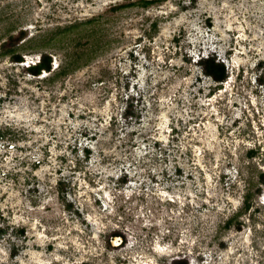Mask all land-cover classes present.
<instances>
[{
    "label": "rangeland",
    "instance_id": "obj_1",
    "mask_svg": "<svg viewBox=\"0 0 264 264\" xmlns=\"http://www.w3.org/2000/svg\"><path fill=\"white\" fill-rule=\"evenodd\" d=\"M8 29L0 264H264V0H0Z\"/></svg>",
    "mask_w": 264,
    "mask_h": 264
},
{
    "label": "trees",
    "instance_id": "obj_2",
    "mask_svg": "<svg viewBox=\"0 0 264 264\" xmlns=\"http://www.w3.org/2000/svg\"><path fill=\"white\" fill-rule=\"evenodd\" d=\"M141 2L147 4L151 2V0H141ZM10 30L12 31V29H8L7 31L8 35L6 39H3L0 43V56L10 55L14 60L23 61L21 50H27L28 48L30 50L31 48H35V45H30L27 43L28 41L21 40L25 36L26 30L21 29L16 35L11 33ZM61 31H66V27H63ZM20 40L21 42H18ZM201 62L203 63L205 72L212 75L215 79L222 80L226 76L224 64L215 60L213 56H207L203 58ZM27 68L33 74H39L42 69H49L50 55L44 52L41 54V58L38 62L30 63L27 65ZM67 70L69 69L65 66L59 73H66Z\"/></svg>",
    "mask_w": 264,
    "mask_h": 264
},
{
    "label": "bare ground",
    "instance_id": "obj_3",
    "mask_svg": "<svg viewBox=\"0 0 264 264\" xmlns=\"http://www.w3.org/2000/svg\"><path fill=\"white\" fill-rule=\"evenodd\" d=\"M116 241V240H115Z\"/></svg>",
    "mask_w": 264,
    "mask_h": 264
},
{
    "label": "water",
    "instance_id": "obj_4",
    "mask_svg": "<svg viewBox=\"0 0 264 264\" xmlns=\"http://www.w3.org/2000/svg\"><path fill=\"white\" fill-rule=\"evenodd\" d=\"M119 238V237H118Z\"/></svg>",
    "mask_w": 264,
    "mask_h": 264
}]
</instances>
